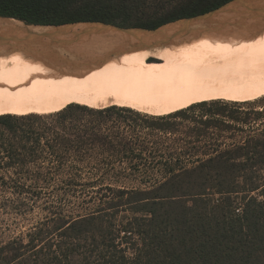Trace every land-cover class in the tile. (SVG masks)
Returning <instances> with one entry per match:
<instances>
[{
  "label": "trees",
  "instance_id": "trees-1",
  "mask_svg": "<svg viewBox=\"0 0 264 264\" xmlns=\"http://www.w3.org/2000/svg\"><path fill=\"white\" fill-rule=\"evenodd\" d=\"M159 1L0 0V17L37 26L92 21L155 29L232 0H186L159 17L144 12L152 5L159 7ZM117 107L77 108L98 118L87 128L64 125L80 119L70 105L48 118L0 116V189L13 197L30 198L56 180L77 185L79 173L66 166L71 152L98 149L127 159L137 145L139 167L147 160L143 154L160 156L161 151L146 146L148 141L139 137L137 144L129 141L134 139L129 132L136 131L131 126L135 121L125 116L127 111L120 109L124 107ZM182 111L172 110L166 116H186L188 111ZM116 116L126 121L114 122ZM48 119L55 121L35 124ZM231 119L238 121L234 116ZM151 128L160 134L174 133L172 127ZM115 159L107 158L103 165L112 167ZM115 194L116 198L104 196L102 208L93 214L60 218L53 228L29 234L27 242L13 240L1 246L0 264H264V123L258 135L216 151L196 165L171 167L166 178L149 190ZM125 206L133 216L118 224L115 218ZM53 235L59 238L57 242Z\"/></svg>",
  "mask_w": 264,
  "mask_h": 264
},
{
  "label": "rangeland",
  "instance_id": "rangeland-1",
  "mask_svg": "<svg viewBox=\"0 0 264 264\" xmlns=\"http://www.w3.org/2000/svg\"><path fill=\"white\" fill-rule=\"evenodd\" d=\"M185 1L160 0L159 7L152 5L150 9L145 8L144 12L150 16H163ZM0 55L4 56L2 51ZM17 75L18 73L8 68L0 59V88L13 81ZM242 84V82L229 83L227 86L204 90L197 96H187L176 100L180 105H173L176 102L172 103L167 113L172 110L188 112L186 116L175 115V119L171 117L172 115L166 116L167 113L155 117L126 107H117L127 111L125 116L135 121L131 126H135L138 132H129L135 139H129V141L137 144L138 137L141 141H148L149 145L146 146L155 152L161 151L162 153H158L161 157L143 154V157L147 156V160L143 161L145 166L139 167L138 165L142 163L135 155L139 150L137 145L135 154L128 153L127 159H119V156L114 153H104L98 149L87 152L85 150L83 153L71 152L66 166L79 173L80 179L77 185L72 186L68 181L56 180L39 196H30V198L28 195L13 197L0 189V247L13 240L27 242L29 234L41 229L53 228L60 222V218L72 220L93 214L102 208L104 196L116 198V191L149 190L166 178L171 167L175 170L191 167L196 165L198 160H205L216 151L238 144L248 136L258 135L261 131V123H264V92L256 88H245L241 86ZM225 104L229 108H224ZM192 105L195 107L190 108ZM70 106L80 119L67 121L64 125L79 126L81 124L87 128L98 122V118L93 114L77 109L86 108L83 105ZM236 107H240L241 110ZM51 114L55 115L57 112ZM51 114L38 116L48 118ZM162 116L166 117L163 121L160 119ZM231 116L238 121H233ZM113 120L119 124L120 121L117 120L126 121L117 116ZM46 121L53 124L55 120L52 119V122L49 119L39 120L35 124L39 125ZM111 122L113 121L107 122L106 126H110ZM242 122H247V125ZM122 124L127 125L126 122ZM151 127H172L174 133L160 134V132L152 131L151 129L154 130V128ZM77 135H80L83 140L87 139L86 134L78 133ZM72 139H76V136ZM177 156L179 159L174 160ZM110 157L113 160L116 158L113 166L103 165ZM152 157L157 158L154 160ZM105 187H110L111 191L105 190ZM131 216L133 215L130 207H120L115 218L116 223L124 224ZM51 238L53 242L59 240L55 235Z\"/></svg>",
  "mask_w": 264,
  "mask_h": 264
},
{
  "label": "bare ground",
  "instance_id": "bare-ground-1",
  "mask_svg": "<svg viewBox=\"0 0 264 264\" xmlns=\"http://www.w3.org/2000/svg\"><path fill=\"white\" fill-rule=\"evenodd\" d=\"M2 53L1 61L18 75L0 88V116L46 115L78 104L126 107L156 117L180 98L229 83L264 92V34L215 33L156 52L90 43L49 56L17 49Z\"/></svg>",
  "mask_w": 264,
  "mask_h": 264
},
{
  "label": "water",
  "instance_id": "water-1",
  "mask_svg": "<svg viewBox=\"0 0 264 264\" xmlns=\"http://www.w3.org/2000/svg\"><path fill=\"white\" fill-rule=\"evenodd\" d=\"M215 33L254 38L264 34V0H232L212 11L165 23L155 29L103 22L26 25L0 17V51L17 49L49 56L90 43L127 52H156L191 44Z\"/></svg>",
  "mask_w": 264,
  "mask_h": 264
}]
</instances>
